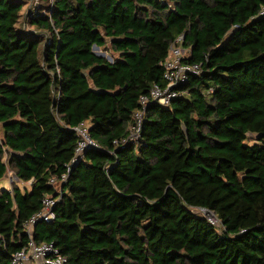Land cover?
Returning <instances> with one entry per match:
<instances>
[{"label": "trees", "instance_id": "obj_1", "mask_svg": "<svg viewBox=\"0 0 264 264\" xmlns=\"http://www.w3.org/2000/svg\"><path fill=\"white\" fill-rule=\"evenodd\" d=\"M23 3L0 0V180L32 183L0 190V264L31 240L24 226L56 196L84 122L97 148L36 244L67 264H264V0ZM180 36L201 74L125 143Z\"/></svg>", "mask_w": 264, "mask_h": 264}, {"label": "built area", "instance_id": "obj_2", "mask_svg": "<svg viewBox=\"0 0 264 264\" xmlns=\"http://www.w3.org/2000/svg\"><path fill=\"white\" fill-rule=\"evenodd\" d=\"M38 4L39 3L35 6ZM170 8L173 9L172 5H170ZM260 16H264V6L261 8ZM183 41L184 36H180L175 41V44L170 48L167 59L163 63L165 69L163 85H154L147 95L140 97V108L135 115V123L130 129L129 137L125 143H128L129 141L135 142L140 138L145 114L151 104L163 108L169 107L176 99L186 95V93L181 90L182 87L186 86L192 77L201 74L202 64H192L186 61L189 55L181 46ZM52 77L54 79L60 78L59 72L57 75L53 74ZM89 129L90 126L88 122H84L73 130L79 137L76 158L71 165L67 167V172L65 174L60 178L51 179L50 184L57 188L56 196L60 194V186L67 181L73 165L79 162L87 150L97 148V144L90 137ZM13 181L18 182V179L14 177L12 182ZM31 183L32 182L29 184ZM56 196L46 197L43 200V209L32 216V218L25 224V231L29 234L31 240L13 256V264H67L66 259L60 254V251L53 243L36 244L32 239L33 228L38 222H51L55 219L54 207L59 201V198H56ZM204 216L211 225L220 227V222L212 213L204 212Z\"/></svg>", "mask_w": 264, "mask_h": 264}, {"label": "rangeland", "instance_id": "obj_3", "mask_svg": "<svg viewBox=\"0 0 264 264\" xmlns=\"http://www.w3.org/2000/svg\"><path fill=\"white\" fill-rule=\"evenodd\" d=\"M31 1V4H30ZM39 3V0H24V7H23V14L26 13L28 6L31 8H34V6ZM94 54H99V55H104L106 58H109V60L111 59V56L109 53L105 52L104 50H98L95 49L93 50ZM12 180H14V177H12ZM15 182V181H13ZM16 183V182H15ZM17 186L21 189V190H25L27 189L28 191L30 190L29 184H21V183H17ZM0 188L5 189V190H9L10 189V182L9 180H6L5 182H1L0 183ZM12 190V189H11ZM202 215L204 216V212L202 213Z\"/></svg>", "mask_w": 264, "mask_h": 264}, {"label": "crops", "instance_id": "obj_4", "mask_svg": "<svg viewBox=\"0 0 264 264\" xmlns=\"http://www.w3.org/2000/svg\"><path fill=\"white\" fill-rule=\"evenodd\" d=\"M12 177H14V175L12 174V173H9L4 179H2V180H0V183L1 182H5L6 180H9V182H10V189L8 190V191H12L11 189H12V187H13V185L14 184H16L17 185V183H19V182H17V183H14L13 184V182H12ZM0 190L1 191H5V189H2V188H0ZM7 191V190H6Z\"/></svg>", "mask_w": 264, "mask_h": 264}, {"label": "water", "instance_id": "obj_5", "mask_svg": "<svg viewBox=\"0 0 264 264\" xmlns=\"http://www.w3.org/2000/svg\"><path fill=\"white\" fill-rule=\"evenodd\" d=\"M94 49H98V48H97V47H94ZM98 56L102 57V56H104V55H98Z\"/></svg>", "mask_w": 264, "mask_h": 264}]
</instances>
